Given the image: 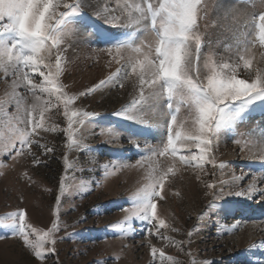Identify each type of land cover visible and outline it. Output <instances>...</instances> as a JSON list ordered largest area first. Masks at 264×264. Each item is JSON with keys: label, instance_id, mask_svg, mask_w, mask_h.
<instances>
[{"label": "snow or ice", "instance_id": "6c2138e0", "mask_svg": "<svg viewBox=\"0 0 264 264\" xmlns=\"http://www.w3.org/2000/svg\"><path fill=\"white\" fill-rule=\"evenodd\" d=\"M243 2L256 6L254 0ZM259 2L264 7V0ZM212 7L218 18L231 19L238 29H253L251 37L248 31H240L244 39H237L232 56L204 51L207 25L202 26V21L209 12L204 0H0V82L5 85L0 94V169L15 166L4 157L13 162L31 157L32 165H45L55 147L44 134L64 135L63 173L50 206V226H35L25 207L0 214V229L18 238L38 264H47L49 256L56 257L53 264H60L57 242L76 235L66 232L64 200L74 190L94 189L87 187L92 181L78 180L76 172L88 169H78L79 160L70 153H93L86 142L92 135L105 137V144L118 149H123L121 141L126 140L129 152L134 149L132 154L138 155L134 164L122 154L101 165L105 180L123 169H144L143 181L127 197L128 205L120 208L123 218L106 227L124 238L143 232L146 239L141 246L150 249L152 264L183 262L157 248L148 237L185 252L200 230L199 225L194 226L186 242L161 231H179L158 213V202L165 199V181L181 167L193 169L205 195L212 197L199 217L201 223L213 210H224L231 197L264 202V129L258 139L253 136L256 129L247 133L236 130L249 115L264 116V67L253 70L249 58L257 45L264 48V10L249 14L236 5L213 3ZM82 29L84 36L95 37L89 45H95L92 51L106 53L108 67L113 62L117 67L84 90L73 92L62 78L72 63L68 49ZM125 83L132 86L131 99L110 114L125 122L126 128L99 123L106 113L76 104L97 92L124 89ZM53 110L62 114L65 126L54 122ZM229 131L242 137L233 143L258 168L237 173L232 161L218 160L216 150ZM147 137L158 142L151 143ZM88 163H96L94 155ZM22 175L36 183L27 170ZM205 176L211 179H203ZM95 183L99 186L104 181ZM96 212L101 214L99 206ZM137 223L143 227L137 228ZM242 223L237 220L222 227L232 232ZM61 231L64 236L59 235ZM185 254L191 258L190 264H215L197 261L190 247ZM241 256L238 264H264V240L251 244ZM119 258V253L113 255L114 260ZM95 264H108V260L101 257Z\"/></svg>", "mask_w": 264, "mask_h": 264}, {"label": "rangeland", "instance_id": "374dc122", "mask_svg": "<svg viewBox=\"0 0 264 264\" xmlns=\"http://www.w3.org/2000/svg\"><path fill=\"white\" fill-rule=\"evenodd\" d=\"M209 5L207 19L202 21V26L207 25L205 30L204 51H215L216 53L229 57L234 55L237 39H244L240 36V31H248L252 28L238 29L231 19L218 18L213 3H219L224 6L236 5L240 8H246L249 14L259 13L264 10L259 0H254L255 7L251 4H245L243 0H204ZM91 12L92 9H86ZM79 27V25H77ZM250 29V31H249ZM81 39L72 42V47L68 49V58L72 63L68 65V70L63 76V82L70 85L73 92L82 91L91 86L100 79L105 78L110 71H114L117 65L112 63L108 67L109 57L106 53H96L89 46L93 39L83 35L81 30ZM232 46L231 51L227 50ZM255 58H261L264 48L259 45L253 49ZM78 57V58H77ZM252 62L254 57H249ZM260 62V61H259ZM262 64V65H261ZM256 65V66H255ZM259 66V67H258ZM264 67V62L253 63V70ZM247 78V77H245ZM4 83L0 82V94L4 90ZM133 92L132 86L125 83L124 89L114 88L106 91L104 94L97 92L91 96L81 98L76 101L77 106L86 108L90 111L104 112L105 115L99 123H114L121 128H126L125 122L119 121L112 116L114 110L121 105L126 104L131 99ZM53 120L61 127L65 126L66 121L62 114H56L53 110ZM257 119V120H255ZM264 116L253 113L248 116L244 122L238 123L237 132L247 133L254 128V138H259L260 130L264 129ZM263 128H262V126ZM98 131V130H97ZM162 132V129L158 130ZM46 140L50 145H54L55 151L51 158H46V164L36 166L31 164V157H25L18 162L4 159L8 164L15 163L14 167L0 169L3 174L0 175V214L13 211L18 207H25L29 211L30 222L35 226L46 228L50 226L52 219L50 206L54 202V197L58 193L59 178L63 173L62 157L65 154L63 133H45ZM87 135V133H86ZM146 137H141L144 140ZM242 137L235 136L230 131L223 136L216 155L218 160H227L233 162V167L237 173L241 169H256L258 164L244 159L247 153H241L239 146L233 143L234 139ZM151 143H157V140L147 137ZM105 137L92 135L87 139V143L92 146L93 153L71 152L73 159L78 158L77 168L84 167L83 172L77 171L78 180L92 181L88 188L92 191L77 192L66 197L64 200L65 211L62 220L66 222V232L75 233L70 239H63L57 242L58 256L60 264H95L101 258H107L108 264H152L153 258L150 249L141 242L146 239L143 232H138L134 238L120 237L116 231L106 227L121 220L124 213L120 210L122 206L128 205L127 197L134 192L144 179V169L136 167L123 169L108 177L103 176V165L106 161L120 155L130 157L129 163L134 164L138 155H133L134 149L129 152L130 145L126 140L121 141L123 149H118L116 145L109 146L104 143ZM38 151V149H37ZM94 155L96 163L89 164V156ZM27 170L32 176L35 184L23 177L22 173ZM211 171V169H209ZM219 175V173H217ZM208 180L211 177L205 176ZM104 181L97 186L95 182ZM51 189V191H47ZM165 199L158 202V213L167 223L179 229L178 232L168 231V236L178 241H187L190 231L194 226L199 225L198 231L192 236L190 247L195 254L197 261L212 260L215 264H238L241 260L242 252L251 244L264 240V202L259 199L245 200L243 198L231 197L229 203L224 205V210H213L210 217L205 216L201 223L199 217L206 211V206L212 199L206 196V189L203 183L196 180L195 171L191 168L185 170L183 167L175 175H170L165 181ZM179 192L180 195H175ZM75 206V210H72ZM97 206L101 209V214H97ZM84 218L81 221V218ZM237 220L243 221L238 230L232 232L225 231L222 226H230ZM137 228L143 227L137 223ZM4 235L0 239V264H38V261L25 248L18 238L12 237L8 232L0 229ZM65 235V231L59 233ZM107 237V239H103ZM157 248H162L167 255L177 257L183 264H190V257L181 252L177 247L167 245L165 241L156 237H148ZM127 245L128 247H125ZM120 254V258L113 259L114 254ZM55 256H49L47 264H53ZM168 264V262H165Z\"/></svg>", "mask_w": 264, "mask_h": 264}, {"label": "bare ground", "instance_id": "6f19581e", "mask_svg": "<svg viewBox=\"0 0 264 264\" xmlns=\"http://www.w3.org/2000/svg\"><path fill=\"white\" fill-rule=\"evenodd\" d=\"M224 2H231V0H224ZM93 10V9H92ZM251 28V27H250ZM253 30V29H252ZM249 31H250V29H249ZM250 34H252V32L250 33ZM249 34V35H250ZM252 36V35H251ZM80 37H81V35H80ZM79 37V39H81ZM255 50V49H254ZM254 55H256V54H254ZM259 54L257 53V58H255V56H252V57H254L255 58V60L253 61V63L254 64H256V63H260L261 62V58L258 56ZM260 61V62H259ZM262 63V62H261ZM114 64V63H113ZM262 65V64H261ZM256 66V65H255ZM259 67V66H258ZM255 69H256V67H255ZM255 120H257V119H255ZM264 120V119H263ZM262 126V125H261ZM262 128H263V126H262ZM255 129V128H254Z\"/></svg>", "mask_w": 264, "mask_h": 264}, {"label": "crops", "instance_id": "0c3cea01", "mask_svg": "<svg viewBox=\"0 0 264 264\" xmlns=\"http://www.w3.org/2000/svg\"><path fill=\"white\" fill-rule=\"evenodd\" d=\"M88 38H91V39H93V40L95 39V37H94V36H92V37H88Z\"/></svg>", "mask_w": 264, "mask_h": 264}]
</instances>
